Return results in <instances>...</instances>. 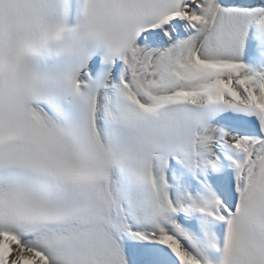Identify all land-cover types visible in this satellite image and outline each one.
Listing matches in <instances>:
<instances>
[{"label": "snow or ice", "instance_id": "6c2138e0", "mask_svg": "<svg viewBox=\"0 0 264 264\" xmlns=\"http://www.w3.org/2000/svg\"><path fill=\"white\" fill-rule=\"evenodd\" d=\"M0 264H264V0H0Z\"/></svg>", "mask_w": 264, "mask_h": 264}]
</instances>
